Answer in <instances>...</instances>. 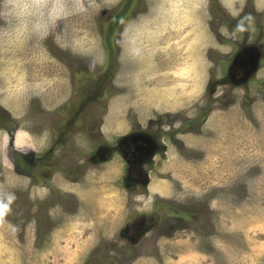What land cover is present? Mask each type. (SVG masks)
<instances>
[{
  "label": "rangeland",
  "instance_id": "1",
  "mask_svg": "<svg viewBox=\"0 0 264 264\" xmlns=\"http://www.w3.org/2000/svg\"><path fill=\"white\" fill-rule=\"evenodd\" d=\"M8 194L0 264H264V0H0Z\"/></svg>",
  "mask_w": 264,
  "mask_h": 264
},
{
  "label": "flooded vegetation",
  "instance_id": "2",
  "mask_svg": "<svg viewBox=\"0 0 264 264\" xmlns=\"http://www.w3.org/2000/svg\"><path fill=\"white\" fill-rule=\"evenodd\" d=\"M142 135H143V132L137 130V131H134V133L132 134L129 133L127 137L116 139L113 145H109V144L107 145L104 143L98 147H103L105 149V151H103L104 154L108 155L109 157L113 156V154H117L119 157H121L122 160L124 161V164L126 165L125 170H127L128 166H130L129 169L133 168L135 170L133 174L137 177V165L135 163H137V152H138L137 148L141 146L140 145L142 144L141 142L144 143L145 141V143H147L146 144L147 147H149L148 149L143 148L144 151H156V153H154L156 155H158L159 152L161 151L159 147L161 143H159V140H157V137L154 138L151 136V134H147L144 136ZM149 144L150 146H148ZM108 148H111V149H108ZM109 150H113V151H109ZM129 184H130V187H133L131 189L136 191L135 189H137V185L134 186L136 182L132 181V182H129ZM139 220H141V218H139ZM136 223H137V219L134 220L133 224L128 228V231L130 230V234H129L130 236H132L133 234L137 235V228L134 227ZM142 229L144 230L145 228L143 227ZM123 235H126V233H123Z\"/></svg>",
  "mask_w": 264,
  "mask_h": 264
},
{
  "label": "clouds",
  "instance_id": "3",
  "mask_svg": "<svg viewBox=\"0 0 264 264\" xmlns=\"http://www.w3.org/2000/svg\"><path fill=\"white\" fill-rule=\"evenodd\" d=\"M16 10V14L22 18V23L19 31L23 32L27 28V17L29 15H35L36 9L38 8L35 4H27V3H17L14 5ZM36 28H39V21L37 20L34 25ZM237 27L243 30V24H238ZM14 196L12 194H8L5 200H0V218H2L10 209V205Z\"/></svg>",
  "mask_w": 264,
  "mask_h": 264
},
{
  "label": "crops",
  "instance_id": "4",
  "mask_svg": "<svg viewBox=\"0 0 264 264\" xmlns=\"http://www.w3.org/2000/svg\"><path fill=\"white\" fill-rule=\"evenodd\" d=\"M129 134V132L128 133H126V134H123V135H121V136H119L118 138H122V137H127V135ZM117 138V139H118ZM108 145V144H107ZM110 145V144H109ZM113 145V144H112ZM110 147V146H109ZM108 149H111V148H108ZM96 151H99V153H98V155H97V158L99 159V160H97V162H108L109 160H108V158H109V156L108 155H105L104 154V152L103 151H105V149L103 148V147H98V149L96 150ZM109 151H113V150H109ZM116 151V150H115ZM112 157V156H111ZM101 158V159H100ZM109 159H111V158H109Z\"/></svg>",
  "mask_w": 264,
  "mask_h": 264
},
{
  "label": "water",
  "instance_id": "5",
  "mask_svg": "<svg viewBox=\"0 0 264 264\" xmlns=\"http://www.w3.org/2000/svg\"><path fill=\"white\" fill-rule=\"evenodd\" d=\"M98 153H99V151H96V155H95V157L98 155Z\"/></svg>",
  "mask_w": 264,
  "mask_h": 264
},
{
  "label": "trees",
  "instance_id": "6",
  "mask_svg": "<svg viewBox=\"0 0 264 264\" xmlns=\"http://www.w3.org/2000/svg\"><path fill=\"white\" fill-rule=\"evenodd\" d=\"M120 15H121V13H120Z\"/></svg>",
  "mask_w": 264,
  "mask_h": 264
}]
</instances>
